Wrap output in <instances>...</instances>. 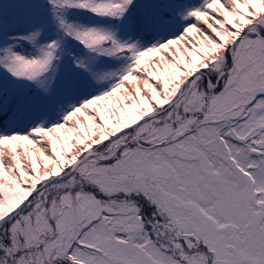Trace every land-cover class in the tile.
Listing matches in <instances>:
<instances>
[{
    "label": "snow or ice",
    "instance_id": "snow-or-ice-1",
    "mask_svg": "<svg viewBox=\"0 0 264 264\" xmlns=\"http://www.w3.org/2000/svg\"><path fill=\"white\" fill-rule=\"evenodd\" d=\"M0 264H264V0H3Z\"/></svg>",
    "mask_w": 264,
    "mask_h": 264
},
{
    "label": "rangeland",
    "instance_id": "rangeland-1",
    "mask_svg": "<svg viewBox=\"0 0 264 264\" xmlns=\"http://www.w3.org/2000/svg\"><path fill=\"white\" fill-rule=\"evenodd\" d=\"M0 3H3V0H0Z\"/></svg>",
    "mask_w": 264,
    "mask_h": 264
}]
</instances>
